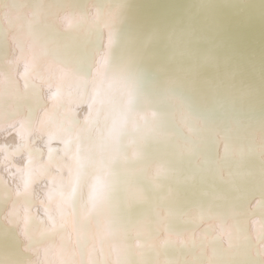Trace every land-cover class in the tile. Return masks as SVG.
Wrapping results in <instances>:
<instances>
[{
  "label": "clouds",
  "instance_id": "clouds-1",
  "mask_svg": "<svg viewBox=\"0 0 264 264\" xmlns=\"http://www.w3.org/2000/svg\"><path fill=\"white\" fill-rule=\"evenodd\" d=\"M0 30V264H264V0H26Z\"/></svg>",
  "mask_w": 264,
  "mask_h": 264
},
{
  "label": "bare ground",
  "instance_id": "bare-ground-1",
  "mask_svg": "<svg viewBox=\"0 0 264 264\" xmlns=\"http://www.w3.org/2000/svg\"><path fill=\"white\" fill-rule=\"evenodd\" d=\"M26 3V0H0V21L3 20L5 14L8 16H15L17 15L22 6ZM2 31V30H0ZM4 101L0 100V105H3ZM8 104H14V101H8ZM3 141L0 140V155L3 154ZM5 196V190L2 184H0V200H2Z\"/></svg>",
  "mask_w": 264,
  "mask_h": 264
}]
</instances>
